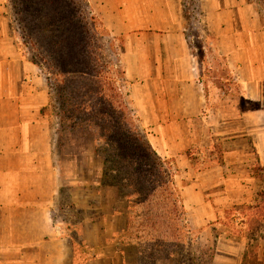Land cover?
<instances>
[{
  "label": "crops",
  "instance_id": "1",
  "mask_svg": "<svg viewBox=\"0 0 264 264\" xmlns=\"http://www.w3.org/2000/svg\"><path fill=\"white\" fill-rule=\"evenodd\" d=\"M94 1L120 43L134 113L154 149L175 165L177 187L187 179L179 190L191 224L207 229L218 221L214 202L254 205L264 177V10L248 0ZM22 52L18 43H0V264H139L133 211L115 187L109 212L76 205L67 191L82 214L73 233L55 218L69 186L61 177V132L50 111L49 73ZM205 62L223 63L225 89L206 85ZM204 159L212 166L196 170L192 163ZM244 242L223 255L241 263Z\"/></svg>",
  "mask_w": 264,
  "mask_h": 264
},
{
  "label": "trees",
  "instance_id": "2",
  "mask_svg": "<svg viewBox=\"0 0 264 264\" xmlns=\"http://www.w3.org/2000/svg\"><path fill=\"white\" fill-rule=\"evenodd\" d=\"M21 2L28 14L33 10L38 12L31 17L33 20L29 19V28L35 35L42 37L45 28L56 29L58 41L52 43L54 49H45L44 53L30 58L39 64L48 63L50 70L55 72L46 78L51 93L50 111L59 126L61 138L64 132L78 129H90L98 135L101 142L98 153L103 159L101 183L115 187L119 198L129 203L133 211L129 226L137 232L134 235L131 232L130 236L140 244V258L154 254L158 259H171L175 264H215V253L204 250L200 245L190 256V262L187 257L178 258L176 249H167L169 240L176 241L175 247L181 246L183 238L180 231L186 228L182 223L184 205L175 181L176 171L173 162L161 157L154 149L147 130L136 123L135 113L130 108L128 110L129 101L116 79L112 77L111 82H106L99 75L101 63L94 56L103 45L92 43L91 38L90 41L85 38L83 43H75L78 37H60L62 31L66 32L68 23L65 0ZM248 2L256 3L264 10V0ZM185 15L189 20L187 6ZM25 18L27 20L29 15ZM93 22L94 17H91L90 24ZM106 45L112 53L113 68L123 81L120 52L115 43ZM137 221L139 230L135 226ZM144 222L146 224L142 226ZM147 242L152 243L149 249H145ZM245 258L243 264H246ZM139 264H143L141 259Z\"/></svg>",
  "mask_w": 264,
  "mask_h": 264
},
{
  "label": "rangeland",
  "instance_id": "3",
  "mask_svg": "<svg viewBox=\"0 0 264 264\" xmlns=\"http://www.w3.org/2000/svg\"><path fill=\"white\" fill-rule=\"evenodd\" d=\"M65 4L64 10L68 23L66 25V32L62 31L60 37L63 39L64 37L69 39L78 37L75 43H83L82 40L85 38L88 41L91 38L92 43H101L103 45L102 49H100L101 51L97 50L98 54L96 56L93 54L94 57L99 58V62L101 63V72L99 75L106 82H111L112 77H114L118 87H121L124 95L128 97L127 99L131 100L132 98H129L128 95L132 93V85L128 82H123L120 79L119 73L117 74L113 68L114 64L111 62L112 53L106 43H114V41L109 37L108 32L100 21L101 17L95 10L96 1L65 0ZM37 13L36 10H33V12L28 14L24 10L21 0H0V43H18L22 48V53L27 57L40 55V53H44L45 49L47 50L48 48L52 51L54 49L52 43H57L58 41L56 38V29L52 27L45 28L43 36L40 37L39 35H35L29 28V19L33 20L31 17L35 16V14L37 15ZM26 15H29L27 20L25 18ZM91 17H94L93 24H90ZM86 21H88V27H86ZM42 43L44 44L42 45ZM115 44L120 45V43ZM201 54L199 52V55ZM42 67L50 76H53V73H55L51 71L52 69L48 63ZM202 69L207 86L212 85L213 88L219 86L225 89V86L221 84V79L228 77V71L223 66V63L216 66L210 62H205L202 65ZM41 73L44 72L41 70ZM130 100H128L130 106H128V110L130 108L131 112H134L136 109ZM134 118L137 124H141L137 114H134ZM53 121H55L54 118ZM60 145L61 177L69 186H66L63 190L65 195L63 196L64 209L57 210L55 212V218L65 222L68 232L73 233L71 222H77L82 217V214L72 208V203H70L67 194L69 192L68 190L74 194L76 205L82 207L83 205H99L100 209L106 212L110 211L111 205H116L114 201L115 190L109 186L104 187L101 184L103 159L98 153V147L101 145V142L95 131L90 129L66 131L62 134V138H60ZM192 164L196 170L212 166L211 161L206 159ZM180 170H183V168H178V171ZM257 170H262V167H258ZM175 171H177L176 168ZM186 181L187 179H183L182 183L185 184ZM177 183L179 185L178 189H180L182 183L179 181ZM97 188L99 190L98 195L95 193ZM258 193L254 205L234 202L235 204L229 208H222L223 204L221 202L212 203L215 207L218 221H213L207 229H204V227H194L191 224V216L188 210L184 208L182 215L184 220L182 223L186 225V228L180 231L181 237L183 238L182 244L180 247H175L173 244L176 241L169 240L167 249H176V253L179 255L178 258L182 259L183 257H187L189 259L188 262H190V256L195 254L197 245H200L204 250L215 253V264H243L244 256L246 257V264H264L263 176L260 177L258 182ZM181 195H183L181 196L183 200L186 199L184 193ZM210 198L215 199V196H210ZM185 205H187L186 202ZM219 216L221 217L219 218ZM144 224L146 223H141L142 226ZM137 225H140L138 221L135 226L139 230ZM132 232L133 235L137 234L135 230H132ZM253 237L256 238L255 241ZM242 242L246 244V249L241 263H239L240 260L238 258L223 255L226 254V250L230 247H240ZM151 244L147 242L145 249L151 248ZM144 257L145 255L140 258L143 264H175V261L171 259H158L154 254L147 256L145 259Z\"/></svg>",
  "mask_w": 264,
  "mask_h": 264
}]
</instances>
